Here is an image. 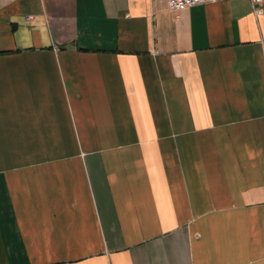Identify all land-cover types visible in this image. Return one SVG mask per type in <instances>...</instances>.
<instances>
[{"label": "crops", "instance_id": "1", "mask_svg": "<svg viewBox=\"0 0 264 264\" xmlns=\"http://www.w3.org/2000/svg\"><path fill=\"white\" fill-rule=\"evenodd\" d=\"M253 0H0V264H264Z\"/></svg>", "mask_w": 264, "mask_h": 264}, {"label": "built area", "instance_id": "2", "mask_svg": "<svg viewBox=\"0 0 264 264\" xmlns=\"http://www.w3.org/2000/svg\"><path fill=\"white\" fill-rule=\"evenodd\" d=\"M219 0H168V5L172 10L180 11L198 4H206ZM255 12L259 15H264V0H253Z\"/></svg>", "mask_w": 264, "mask_h": 264}]
</instances>
